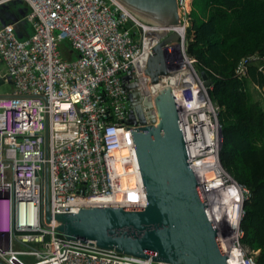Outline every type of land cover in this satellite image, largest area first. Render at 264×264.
Wrapping results in <instances>:
<instances>
[{
  "label": "built area",
  "instance_id": "built-area-1",
  "mask_svg": "<svg viewBox=\"0 0 264 264\" xmlns=\"http://www.w3.org/2000/svg\"><path fill=\"white\" fill-rule=\"evenodd\" d=\"M23 1L29 8V36L18 37L13 23L0 26L3 77L13 85L8 93L15 94L0 97V201L8 211L3 232L11 237L10 247L0 248V258L25 264L16 255L20 253L34 255L31 264H167L150 255L142 258L67 239L56 230L57 222L43 220L45 163L52 214L145 204L132 135L136 125L129 122L131 105L122 76L137 82L142 98L153 103L150 78L143 72L156 38L144 28L136 38L128 20L140 26L137 19L113 0ZM176 1L180 31H165H176L185 47L192 0ZM62 43L73 57L62 56ZM244 70L241 62L237 71ZM240 209L239 219L241 203ZM226 232L219 230L227 263L256 264L257 251L240 241L239 220L230 239ZM12 241L29 250L11 251Z\"/></svg>",
  "mask_w": 264,
  "mask_h": 264
},
{
  "label": "water",
  "instance_id": "water-1",
  "mask_svg": "<svg viewBox=\"0 0 264 264\" xmlns=\"http://www.w3.org/2000/svg\"><path fill=\"white\" fill-rule=\"evenodd\" d=\"M120 1L146 24L167 25L169 28L180 24L176 0ZM146 35L156 38L143 72L154 84L158 74H167L170 69L167 59L179 57V36L175 31L157 34L146 31ZM184 50L186 52V44ZM199 75L206 86L211 84L204 71H199ZM130 79V76H122L131 105L129 122L136 125L132 135L145 189V205L87 206L76 213L52 214L48 205V166L45 163L44 223L57 222L56 230L67 239L92 241L99 248L123 254L142 258L150 255L155 261L172 264H228L219 230L194 179L170 91H158L151 103L148 97L142 98L140 90L136 89L138 83L130 82ZM3 81L0 78V83ZM13 96L15 94L0 93V97ZM47 135L46 123L45 156ZM220 146L221 130L218 150ZM0 264L10 263L0 258Z\"/></svg>",
  "mask_w": 264,
  "mask_h": 264
},
{
  "label": "trees",
  "instance_id": "trees-1",
  "mask_svg": "<svg viewBox=\"0 0 264 264\" xmlns=\"http://www.w3.org/2000/svg\"><path fill=\"white\" fill-rule=\"evenodd\" d=\"M28 10L26 2L10 8L15 17ZM188 21L186 54L207 74L218 109L219 162L246 191L240 241L264 264V106L249 90L253 84L264 97V0H192Z\"/></svg>",
  "mask_w": 264,
  "mask_h": 264
},
{
  "label": "bare ground",
  "instance_id": "bare-ground-1",
  "mask_svg": "<svg viewBox=\"0 0 264 264\" xmlns=\"http://www.w3.org/2000/svg\"><path fill=\"white\" fill-rule=\"evenodd\" d=\"M113 1L124 9L128 8L120 0ZM157 25L162 31L169 28L167 25ZM151 28L144 27L149 31ZM173 28L180 31L178 26ZM168 63H170L169 68L172 69L168 70L167 74H158L156 82L151 84L152 95L154 96L161 90L170 91L178 113L180 131L189 164L194 179L200 186L207 211L215 225L219 226V230L230 229L232 233L230 234L233 235L241 214L242 188L226 173L218 161L219 131L212 120L214 107L208 98L202 77H199L192 67L184 45H181L179 49V57L175 56L173 60L169 58ZM175 86H179L180 92ZM201 164L204 165L202 171ZM227 238L230 239V237Z\"/></svg>",
  "mask_w": 264,
  "mask_h": 264
},
{
  "label": "rangeland",
  "instance_id": "rangeland-1",
  "mask_svg": "<svg viewBox=\"0 0 264 264\" xmlns=\"http://www.w3.org/2000/svg\"><path fill=\"white\" fill-rule=\"evenodd\" d=\"M0 5H2L3 6V10L5 11V15L7 16V17H2V16H0V25L4 22V21H6V19H9V20H12L13 18H14V14H13V12L12 11H10V8H11V6H12V3L11 2H5V3H3V4H0ZM125 9H126V11H128L130 14H131V16H133V17H135L136 19H137V21H138V23L140 24V26L139 25H136L135 23H134V21H132V20H128V23H129V25H131L130 26V28L132 29L133 28V31H135V34H136V38H140V35L142 34V32H143V28L144 27H152L151 29H150V31L151 30H156V29H158V25L156 24V26H155V24H146V23H144V22H141L132 12H131V10L130 9H128V8H126L125 7ZM190 9H191V3L189 4V12H190ZM130 10V11H129ZM13 14V15H12ZM188 25H189V21H188ZM188 25L186 26V28L188 27ZM186 28H185V31H186ZM146 30V29H145ZM149 30V29H148ZM154 32V31H153ZM157 32H159V33H161V32H163V31H157ZM184 37H185V35H184ZM150 38V37H149ZM186 39V38H185ZM185 44H186V42H185ZM65 48H66V46H65V43H62V47H61V49H62V52H63V54L66 52L65 51ZM66 55V54H65ZM64 55V56H65ZM172 57V58H171ZM170 57V59L171 60H173V58H174V56H171ZM190 59V61L192 62V67H193V69L195 70V68H194V65H193V60L191 59V58H189ZM170 69H172V68H170ZM169 69V70H170ZM196 71V70H195ZM197 72V71H196ZM2 73V72H1ZM197 74L199 75V73L197 72ZM199 77H200V75H199ZM169 82V81H168ZM203 83H204V80H203ZM204 86H205V89H206V92H207V89H208V86H206L205 84H204ZM152 85H150V89H151V92H152ZM175 88L180 92V90H179V86H175ZM249 90H250V92H251V94H252V97H253V99L254 100H256V101H258V102H260V104L262 105V106H264V97H263V95H262V92H261V90L260 89H258L255 85H253V84H250L249 85ZM11 91H13V85H12V83L9 81V80H7V81H4V83H2V84H0V93H6V92H11ZM175 91V90H174ZM208 95V94H207ZM209 98V97H208ZM210 100V99H209ZM211 102V101H210ZM211 104L213 105V107H214V113H213V116L216 118H214L213 116H212V120H213V124L217 127V131H219L220 132V123H219V121H218V109H217V107L211 102ZM216 112V113H215ZM215 121V122H214ZM215 123H217V124H215ZM218 132V133H219ZM219 135V134H218ZM203 167H204V165H202L201 164V171H202V169H203ZM227 173V172H226ZM228 174V173H227ZM229 175V174H228ZM209 178V177H208ZM244 198H245V193H244V191L242 190V200H241V202L244 200ZM218 210H222V209H218ZM217 210V211H218ZM13 214H14V211H13ZM214 217V216H213ZM214 225H215V223H214ZM216 226V228H218L217 227V225H215ZM226 230L227 229H225V231L224 232H226ZM227 233V235H228V237H229V234L231 233V230L230 229H228V231L226 232ZM232 234V233H231ZM230 234V235H231ZM10 239H11V237L9 236V235H6V234H4V233H0V248L2 249V250H7L9 247H10ZM33 247H35V248H38L39 249V245H37V244H35ZM11 251H13V252H19V251H26V250H29V248L28 247H26L25 245H20L19 243H17V242H15V241H12V246H11V249H10ZM3 255V254H2ZM8 253L6 254V255H3L5 258H8ZM21 260H23V262L25 263V264H31V263H33L34 261H36L37 260V258H35V256L34 255H28V254H16Z\"/></svg>",
  "mask_w": 264,
  "mask_h": 264
},
{
  "label": "crops",
  "instance_id": "crops-1",
  "mask_svg": "<svg viewBox=\"0 0 264 264\" xmlns=\"http://www.w3.org/2000/svg\"><path fill=\"white\" fill-rule=\"evenodd\" d=\"M9 2L12 3L11 7H13L14 5L18 7L19 5L24 3L23 0H10ZM24 11H27L26 7H24ZM4 13H5V11L3 10V6L0 5V16L7 17ZM14 13L15 12H13V14ZM22 14H24V15H22L20 17H19V15L17 17H15L16 15H14V18L12 20L6 19V21H4L1 25L5 24V23H13L16 35L20 38H25V37H28L29 34L31 33V27H30L29 23L25 20V12ZM66 54L68 56L74 55V53L72 51H66ZM5 74H6V67L0 59V76H1V78L4 79L3 75H5ZM7 80L10 81L9 78L6 80L4 79V81H7ZM4 81L2 83H4ZM2 83H0V84H2ZM6 93H8V92H6ZM7 212L8 211H7L6 206L3 203H1V201H0V233H4L6 235H8V234L6 232H3V229L6 227L5 222H7V219H6L7 214H8Z\"/></svg>",
  "mask_w": 264,
  "mask_h": 264
}]
</instances>
